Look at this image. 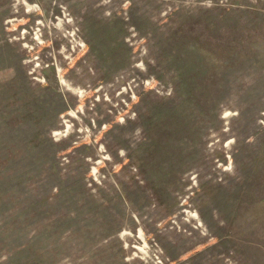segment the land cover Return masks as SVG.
I'll return each mask as SVG.
<instances>
[{
  "label": "rangeland",
  "instance_id": "374dc122",
  "mask_svg": "<svg viewBox=\"0 0 264 264\" xmlns=\"http://www.w3.org/2000/svg\"><path fill=\"white\" fill-rule=\"evenodd\" d=\"M0 264H264V0H0Z\"/></svg>",
  "mask_w": 264,
  "mask_h": 264
},
{
  "label": "trees",
  "instance_id": "16d2710c",
  "mask_svg": "<svg viewBox=\"0 0 264 264\" xmlns=\"http://www.w3.org/2000/svg\"><path fill=\"white\" fill-rule=\"evenodd\" d=\"M53 147H55V145H54ZM23 153H24V152H23ZM22 159H24V157H22Z\"/></svg>",
  "mask_w": 264,
  "mask_h": 264
}]
</instances>
